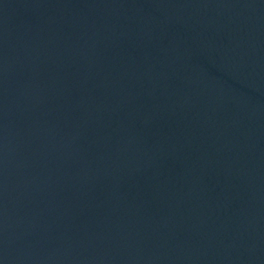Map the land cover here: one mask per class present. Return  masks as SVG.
Returning <instances> with one entry per match:
<instances>
[{"label": "water", "instance_id": "obj_1", "mask_svg": "<svg viewBox=\"0 0 264 264\" xmlns=\"http://www.w3.org/2000/svg\"><path fill=\"white\" fill-rule=\"evenodd\" d=\"M0 264H264V0H0Z\"/></svg>", "mask_w": 264, "mask_h": 264}]
</instances>
